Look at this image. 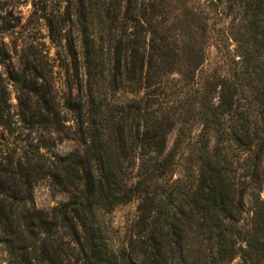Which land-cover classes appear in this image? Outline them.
<instances>
[{
    "label": "trees",
    "instance_id": "trees-1",
    "mask_svg": "<svg viewBox=\"0 0 264 264\" xmlns=\"http://www.w3.org/2000/svg\"><path fill=\"white\" fill-rule=\"evenodd\" d=\"M30 4L65 79L61 103L37 33L8 78L30 96L18 115L0 76L10 264H264V0ZM58 138L75 148L59 153ZM44 179L69 196L51 212L33 204ZM133 201L138 242L114 251L99 212Z\"/></svg>",
    "mask_w": 264,
    "mask_h": 264
},
{
    "label": "rangeland",
    "instance_id": "rangeland-1",
    "mask_svg": "<svg viewBox=\"0 0 264 264\" xmlns=\"http://www.w3.org/2000/svg\"><path fill=\"white\" fill-rule=\"evenodd\" d=\"M67 4H62L60 11L65 10ZM32 6L30 0H0V76L4 80V86L7 87V92L12 104V113L18 115L21 112L22 107L29 104L30 96L22 94L19 85L10 82L8 78L11 74L20 70V63L22 56L25 54L27 42L25 38L27 33H37V37H42L41 40L46 44L47 50H50V59L55 65L53 81L54 89L57 92L58 101L62 103L63 91H64V79L63 72L53 60L56 59L55 49L51 46L48 39L47 26L44 23L36 25L34 20L29 21L31 15ZM227 43V51L229 55L228 64L230 67H234L233 61H238L239 53L238 47L233 36H223ZM232 39V40H230ZM234 41V42H233ZM28 50V49H27ZM211 59L220 61L219 55L216 50L211 49ZM214 55V56H213ZM225 56H227L224 53ZM211 60V61H212ZM214 60V61H215ZM174 79L179 80L180 75H174ZM18 119V116H16ZM177 133L174 132L169 138L168 150H171L175 145ZM56 145H59L58 152L65 154L73 150L76 145L72 140L58 138ZM184 165V160H183ZM183 172L177 171L175 178H181ZM264 198V192L262 193ZM69 196L67 193L59 190L55 187L50 179H44L40 181L33 191V204L34 206L45 212H51L58 205L68 201ZM139 201H133L126 205H120L115 210L109 213L103 211L99 212V219L103 226L105 237L109 246L114 251H128L130 242L136 240L138 242L139 233ZM239 259H236L232 264H238ZM0 264H10L8 256L4 253L3 248L0 246Z\"/></svg>",
    "mask_w": 264,
    "mask_h": 264
}]
</instances>
